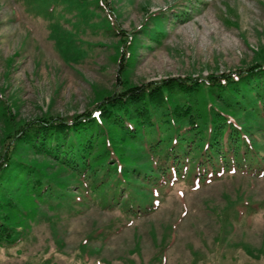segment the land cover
Instances as JSON below:
<instances>
[{
    "label": "rangeland",
    "instance_id": "374dc122",
    "mask_svg": "<svg viewBox=\"0 0 264 264\" xmlns=\"http://www.w3.org/2000/svg\"><path fill=\"white\" fill-rule=\"evenodd\" d=\"M258 63L264 0H0V201L15 227L0 264H264V73L193 94L195 125L180 91L151 126L124 121L131 136L96 124L77 158L70 136L53 153L11 140L128 87Z\"/></svg>",
    "mask_w": 264,
    "mask_h": 264
},
{
    "label": "trees",
    "instance_id": "16d2710c",
    "mask_svg": "<svg viewBox=\"0 0 264 264\" xmlns=\"http://www.w3.org/2000/svg\"><path fill=\"white\" fill-rule=\"evenodd\" d=\"M120 65L119 80L125 72V69L122 68L125 63L120 62ZM261 73H264V64L258 63L246 70L211 75L207 79L169 78L152 81L142 86L128 87L121 93H114L105 97L92 111L84 112L72 118L48 117L25 123L15 133H12L11 140L23 139L37 146V149H41L49 143V146H51L50 153H53L60 148V145L65 143L63 140L70 136L72 150L75 152L73 157L77 158L79 155L86 154L84 145L79 142V139L83 142L86 137L93 135L96 124L97 126L103 125V121L106 120L108 125L113 128L111 131L120 127L123 132L131 136V132H134L132 129L121 127L124 126V121L132 127L135 126V128L136 126H140V128L151 126L152 112L167 106L171 109V105L168 104L171 93L180 91V93L186 95L185 107L181 110L189 118V123L195 125L196 119L192 113L188 112L189 104H186L193 94L201 89L217 93L230 92L234 86L241 85L247 79L255 78ZM86 134L89 135L86 136ZM115 140L119 141V139ZM74 147H76V150ZM66 153L64 152L62 156L65 157ZM10 158L11 154H8L5 161L0 163V185L2 187L4 186L5 169L9 165ZM2 202L0 201V207H2L0 212V239L4 240L12 237L15 227L9 223V215L4 212L3 206L5 204Z\"/></svg>",
    "mask_w": 264,
    "mask_h": 264
}]
</instances>
